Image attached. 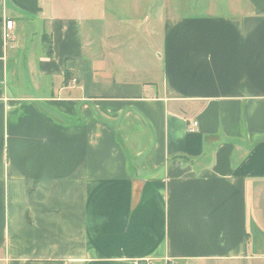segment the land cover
I'll use <instances>...</instances> for the list:
<instances>
[{
  "label": "crops",
  "instance_id": "1",
  "mask_svg": "<svg viewBox=\"0 0 264 264\" xmlns=\"http://www.w3.org/2000/svg\"><path fill=\"white\" fill-rule=\"evenodd\" d=\"M221 6L164 20L158 84L81 4L0 0V264L264 260V0Z\"/></svg>",
  "mask_w": 264,
  "mask_h": 264
},
{
  "label": "rangeland",
  "instance_id": "2",
  "mask_svg": "<svg viewBox=\"0 0 264 264\" xmlns=\"http://www.w3.org/2000/svg\"><path fill=\"white\" fill-rule=\"evenodd\" d=\"M65 1L81 4L83 10L76 8V12H79L83 19L82 32H84V38L82 37V39L84 42L86 33L90 32L92 33L91 38H95L96 41L102 36L107 44L114 42L118 45L119 52L118 58H116L117 68L135 71L136 74L144 75L145 80L150 78L156 80L157 83L158 79H154V76L159 74L161 70L158 54L161 52L164 20L170 17L206 12L222 14L225 10L221 6L222 0ZM89 7H93L95 10L89 12L87 10ZM29 24L25 23L23 26L26 32L30 27ZM37 25L41 26V22H38ZM107 29L114 33L113 36H110L111 38L107 36L109 33ZM96 35L99 37H95ZM112 39L113 41H111ZM207 264L229 263L211 261ZM236 264H264V260H242Z\"/></svg>",
  "mask_w": 264,
  "mask_h": 264
},
{
  "label": "built area",
  "instance_id": "3",
  "mask_svg": "<svg viewBox=\"0 0 264 264\" xmlns=\"http://www.w3.org/2000/svg\"><path fill=\"white\" fill-rule=\"evenodd\" d=\"M12 24H13V21L11 20V19H7L6 21H5V26H6V29L7 30H10L11 28H12ZM5 37L6 38H9L10 37V35H9V32H6L5 33ZM195 122L193 123V126H195ZM193 129V127H190V130H192Z\"/></svg>",
  "mask_w": 264,
  "mask_h": 264
}]
</instances>
